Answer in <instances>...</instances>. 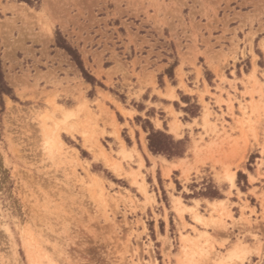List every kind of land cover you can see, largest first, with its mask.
Listing matches in <instances>:
<instances>
[{
    "label": "rangeland",
    "instance_id": "374dc122",
    "mask_svg": "<svg viewBox=\"0 0 264 264\" xmlns=\"http://www.w3.org/2000/svg\"><path fill=\"white\" fill-rule=\"evenodd\" d=\"M0 71V264H264V0H0Z\"/></svg>",
    "mask_w": 264,
    "mask_h": 264
},
{
    "label": "trees",
    "instance_id": "16d2710c",
    "mask_svg": "<svg viewBox=\"0 0 264 264\" xmlns=\"http://www.w3.org/2000/svg\"><path fill=\"white\" fill-rule=\"evenodd\" d=\"M57 45L64 49L76 63L78 68L83 72L82 64L78 58V55L74 50H72L68 45H63L59 41ZM86 79H91L88 76H85ZM4 83L2 80V74L0 71V94L5 92ZM148 140V149L153 154H164L168 158L182 157L184 153V148L181 142H174L171 137L162 134L161 132H151L147 138Z\"/></svg>",
    "mask_w": 264,
    "mask_h": 264
},
{
    "label": "bare ground",
    "instance_id": "6f19581e",
    "mask_svg": "<svg viewBox=\"0 0 264 264\" xmlns=\"http://www.w3.org/2000/svg\"><path fill=\"white\" fill-rule=\"evenodd\" d=\"M124 111H122V113H123ZM124 114H127V113H125L124 112ZM69 116H72V115H69V113H66V114H64V120L66 121L67 119H68V117ZM115 122V121H114ZM64 123V121L62 120L60 123H56L55 124V130L54 131H52V132H50V133H47L46 134V136H45V139H44V144H45V146H46V148H47V150H49V152L51 153V151L53 150V149H57V150H59L62 146H64L63 144L64 143H62V140H61V138H60V136H59V134H58V130L59 129H61L60 127L61 126H59L60 124H63ZM174 129V128H173ZM118 139V138H117ZM119 154H120V156L123 158V159H125L127 156H128V152L127 151H125V149L124 148H122L121 150H120V152H119ZM143 164H142V161H141V166H142ZM165 175H169V170H168V172H166L165 173ZM234 177H235V174H231V173H226V178H227V181L229 182V184H230V186L231 187H233L234 186ZM81 183V182H80ZM72 189V188H71ZM144 191V190H143ZM217 202H219V201H217ZM213 203V202H212ZM182 208V207H181ZM187 209H190V207H186ZM185 208V209H186ZM177 211H178V213L180 214V215H182V213H183V211H184V209H177ZM193 219H194V221H196V222H201V217L198 215V214H193ZM2 228H4V230L6 229L5 227L6 226H1ZM6 232H7V230H6ZM30 242H31V239L30 238H28V239H26V244L27 245H30ZM43 252V251H42ZM59 253V254H61L62 255V253H61V251L58 249H56L55 250V253ZM244 254V249H243V247H241V246H237V248L236 249H234L233 250V252H232V256L233 257H236V258H241L242 257V255ZM44 256L48 259V255H46V254H44ZM2 257V256H1ZM50 258V257H49ZM58 258V257H57ZM37 260V259H36ZM39 260V259H38ZM37 260V261H38ZM48 261H50V259H48ZM39 262V261H38ZM37 262V264H39ZM61 263H63V264H66V262L62 259L61 260ZM51 264H56V263H54L52 260H51Z\"/></svg>",
    "mask_w": 264,
    "mask_h": 264
}]
</instances>
